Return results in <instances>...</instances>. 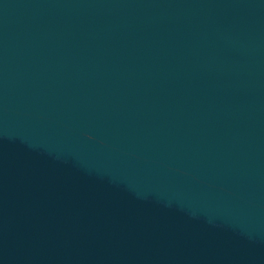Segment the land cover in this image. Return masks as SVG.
Returning a JSON list of instances; mask_svg holds the SVG:
<instances>
[{
  "label": "water",
  "instance_id": "water-1",
  "mask_svg": "<svg viewBox=\"0 0 264 264\" xmlns=\"http://www.w3.org/2000/svg\"><path fill=\"white\" fill-rule=\"evenodd\" d=\"M0 264H264V0H0Z\"/></svg>",
  "mask_w": 264,
  "mask_h": 264
}]
</instances>
